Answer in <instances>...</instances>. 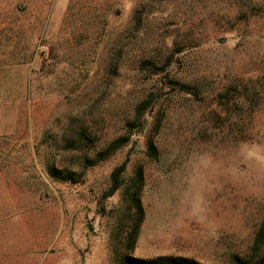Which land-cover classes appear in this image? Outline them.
<instances>
[{
  "label": "rangeland",
  "instance_id": "1",
  "mask_svg": "<svg viewBox=\"0 0 264 264\" xmlns=\"http://www.w3.org/2000/svg\"><path fill=\"white\" fill-rule=\"evenodd\" d=\"M140 169L133 256L251 253L264 219V0H0V264H120Z\"/></svg>",
  "mask_w": 264,
  "mask_h": 264
},
{
  "label": "trees",
  "instance_id": "2",
  "mask_svg": "<svg viewBox=\"0 0 264 264\" xmlns=\"http://www.w3.org/2000/svg\"><path fill=\"white\" fill-rule=\"evenodd\" d=\"M149 61H144L142 64V69H149ZM156 104V99L152 94L144 98L138 105L134 108V115L136 119L139 121L144 115L146 110L149 107H152ZM161 125V117L158 118L156 126H155V134L158 133ZM125 129L130 132L132 129V124L129 122L125 123ZM86 139L85 135H82L81 132L78 134V138L76 141L77 145L82 143L83 139ZM127 136H121L113 141H111L107 147L102 150L98 157L95 160H86L85 167H91L98 162L106 159L109 156L114 155L117 151L123 148L128 142ZM149 150H147V155L150 158L155 159L158 155V150H156V145L154 142V138L152 137L148 143ZM127 170V163L124 162L118 167L114 169L111 175V187L108 191V196H112L118 190H120L124 185V175ZM51 175L61 181H71L78 182L80 180L81 175L71 172L65 169H58L56 167L50 168ZM143 174L142 170L136 172L135 176L131 179V184L125 190V196L128 202L129 210L132 211L130 217V225L127 228V234L124 239V248L119 251L116 250L117 254L120 256L119 263L120 264H205L199 260H196L192 257L180 256V255H163L157 256L149 259L138 258L133 256L134 248L139 236V231L141 224L145 217V210L141 201V193L143 187ZM263 249H264V219L260 224V227L256 233L253 246L251 248V253L246 256L233 255L230 258V264H264L263 257Z\"/></svg>",
  "mask_w": 264,
  "mask_h": 264
}]
</instances>
